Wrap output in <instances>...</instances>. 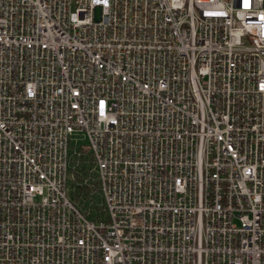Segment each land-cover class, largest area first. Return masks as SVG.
<instances>
[{
	"label": "built area",
	"instance_id": "1",
	"mask_svg": "<svg viewBox=\"0 0 264 264\" xmlns=\"http://www.w3.org/2000/svg\"><path fill=\"white\" fill-rule=\"evenodd\" d=\"M0 264H264V0H0Z\"/></svg>",
	"mask_w": 264,
	"mask_h": 264
},
{
	"label": "rangeland",
	"instance_id": "2",
	"mask_svg": "<svg viewBox=\"0 0 264 264\" xmlns=\"http://www.w3.org/2000/svg\"><path fill=\"white\" fill-rule=\"evenodd\" d=\"M87 168H92V164H85ZM73 183L69 179L67 187V195L69 199L77 206V208L87 215L88 218L94 217L101 209L105 207L104 200L100 193H95L92 198L87 195L79 193V197L74 193Z\"/></svg>",
	"mask_w": 264,
	"mask_h": 264
}]
</instances>
